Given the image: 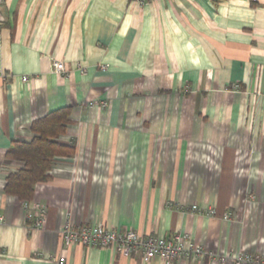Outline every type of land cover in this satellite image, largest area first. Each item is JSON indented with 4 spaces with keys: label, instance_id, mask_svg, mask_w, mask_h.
Listing matches in <instances>:
<instances>
[{
    "label": "crops",
    "instance_id": "crops-1",
    "mask_svg": "<svg viewBox=\"0 0 264 264\" xmlns=\"http://www.w3.org/2000/svg\"><path fill=\"white\" fill-rule=\"evenodd\" d=\"M63 107L59 140L73 153L54 159L30 202L7 195L24 166L8 151ZM0 217V264L264 254V0H0ZM96 224L188 235L227 259L65 244L67 225Z\"/></svg>",
    "mask_w": 264,
    "mask_h": 264
},
{
    "label": "built area",
    "instance_id": "built-area-1",
    "mask_svg": "<svg viewBox=\"0 0 264 264\" xmlns=\"http://www.w3.org/2000/svg\"><path fill=\"white\" fill-rule=\"evenodd\" d=\"M146 2L150 0H139ZM54 71L63 74L65 65L62 61H54ZM5 77V75H1ZM27 81V77L22 78ZM26 208L28 207L25 204ZM197 209L195 205L193 207ZM214 213V211H210ZM27 219L32 221L33 227L41 229L44 227L45 210L40 206H33V209H27ZM0 221L2 218L0 217ZM62 237L66 245L80 244L83 246L109 247L115 246L125 257H130L133 253L141 252L143 257L150 261L154 258L162 259L167 263H172L181 257H221L226 260L227 256H220L213 251H206L201 246H196L188 235H175L168 238L158 236H144L138 232L127 229L117 231L109 229L103 224L82 225L73 227L67 225L62 231ZM230 258L234 260V264H264V254L262 253H246L232 255ZM60 263H64L61 259Z\"/></svg>",
    "mask_w": 264,
    "mask_h": 264
},
{
    "label": "trees",
    "instance_id": "trees-1",
    "mask_svg": "<svg viewBox=\"0 0 264 264\" xmlns=\"http://www.w3.org/2000/svg\"><path fill=\"white\" fill-rule=\"evenodd\" d=\"M222 0H214L215 3ZM70 107L52 111L35 120L31 126L35 134L31 142H16L8 157L20 160L24 166L7 177L4 192L21 201L30 202L37 184L49 181L53 161L59 156H70L73 146L65 145L59 138L70 120Z\"/></svg>",
    "mask_w": 264,
    "mask_h": 264
}]
</instances>
